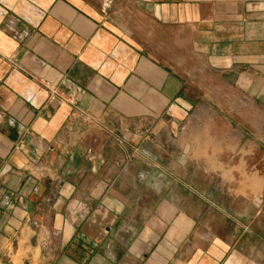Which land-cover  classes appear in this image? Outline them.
I'll return each mask as SVG.
<instances>
[{"label": "crops", "instance_id": "0c3cea01", "mask_svg": "<svg viewBox=\"0 0 264 264\" xmlns=\"http://www.w3.org/2000/svg\"><path fill=\"white\" fill-rule=\"evenodd\" d=\"M140 1L0 0V264H264L213 129L264 107V0Z\"/></svg>", "mask_w": 264, "mask_h": 264}, {"label": "rangeland", "instance_id": "374dc122", "mask_svg": "<svg viewBox=\"0 0 264 264\" xmlns=\"http://www.w3.org/2000/svg\"><path fill=\"white\" fill-rule=\"evenodd\" d=\"M86 1L87 5L96 10H105L109 19L119 22L134 20L136 16L130 13V9L140 5L139 3L141 2L140 0ZM157 1L159 2V0ZM210 95L216 105V101L219 102L220 97L216 96L215 92H210ZM214 110L216 113L224 115L225 120L214 123L213 129L227 132V143L229 146L233 145L235 148L236 145H239L238 147H243V152L236 154L234 149L228 154L227 160H229L230 167L238 159L243 160L242 169L229 170L232 182L234 180L233 177H237L239 174L241 178L245 179L244 185H231L232 192L233 189L238 187L243 188V190L245 188L247 197L248 195H256L262 198L261 202L264 205V107L257 106L255 108L246 101L238 100V96L232 91L225 90L223 104L217 108L215 106ZM219 172L213 171L212 174L216 178ZM198 175L200 178V173ZM239 203L234 202L232 204L233 209L240 207Z\"/></svg>", "mask_w": 264, "mask_h": 264}, {"label": "built area", "instance_id": "2783aa9c", "mask_svg": "<svg viewBox=\"0 0 264 264\" xmlns=\"http://www.w3.org/2000/svg\"><path fill=\"white\" fill-rule=\"evenodd\" d=\"M53 94L50 95L49 99L51 101H58V102H65L67 103L68 105L72 106L73 103H74V100H63L60 96L58 97L54 92H52Z\"/></svg>", "mask_w": 264, "mask_h": 264}]
</instances>
